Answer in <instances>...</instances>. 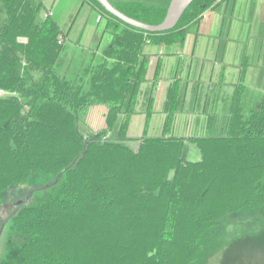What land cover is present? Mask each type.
Returning a JSON list of instances; mask_svg holds the SVG:
<instances>
[{
    "label": "trees",
    "instance_id": "1",
    "mask_svg": "<svg viewBox=\"0 0 264 264\" xmlns=\"http://www.w3.org/2000/svg\"><path fill=\"white\" fill-rule=\"evenodd\" d=\"M84 1L99 12L89 48L68 39L45 0H0V200L37 171L65 181L61 196L16 206L9 221L25 241L0 264H198L202 240L224 218L246 207L264 218V76L247 83L246 58L230 90L215 84L203 92L199 84L204 123L187 135L173 130L187 105L186 83L177 78L163 104L162 133L127 132L149 80L147 44L184 43L203 13L221 5L231 6L218 33L227 40L234 0H193L161 32ZM109 1L160 24L172 0ZM156 80L144 101L146 128ZM92 106L107 109V124L85 132ZM187 143L199 159L187 157Z\"/></svg>",
    "mask_w": 264,
    "mask_h": 264
},
{
    "label": "crops",
    "instance_id": "2",
    "mask_svg": "<svg viewBox=\"0 0 264 264\" xmlns=\"http://www.w3.org/2000/svg\"><path fill=\"white\" fill-rule=\"evenodd\" d=\"M231 5L234 8L231 12L232 22L227 32V40H225V36L220 37L218 33L223 22L222 18L229 15L228 11L230 12L231 6L226 9V5H221L217 10L208 9L203 13L201 21L190 28V33L187 34L184 43L172 45L169 49L147 44L144 51L149 55V67L146 75L149 80L141 87L138 109L130 120L127 132L129 137H141L144 132L149 136L162 133L165 118L163 104L167 99L170 85L177 78H182V83H186L187 105L184 111L178 112L175 117L173 130L176 135H185L192 133L195 129H202L204 107L195 102L198 99L196 95L199 84L203 87V92L215 84L221 86L224 91L230 90L231 85L239 78L240 66L246 58L249 62L245 70L247 83L255 86L259 83V76L256 77L254 74L259 68L262 70L261 65L264 63L261 57L264 56V49L259 46L261 42H264L262 39L264 34V0H234ZM82 7L86 8L85 14L91 15L94 20L88 29L86 24L80 25L82 26L78 29L80 34H77V37L73 39L70 37V33L75 21L67 29L61 26L64 30L69 31L68 39L71 42L90 46L95 40L94 34L98 27L99 12L84 0H81L80 8ZM82 39L87 42L83 43ZM155 75L157 80L154 82L153 111L146 128L144 101ZM95 110H99L102 118L106 116L107 110L103 106H94L88 114L86 124L92 129L100 130L106 125L103 120L96 124L93 122L95 121L93 116ZM197 115H200L201 122L195 124L196 120L194 119ZM117 128L112 131V134L116 133ZM191 145V148L194 146L197 149L195 144ZM197 152L198 155L194 159L200 158L199 149Z\"/></svg>",
    "mask_w": 264,
    "mask_h": 264
},
{
    "label": "rangeland",
    "instance_id": "3",
    "mask_svg": "<svg viewBox=\"0 0 264 264\" xmlns=\"http://www.w3.org/2000/svg\"><path fill=\"white\" fill-rule=\"evenodd\" d=\"M45 4L51 8L54 17L64 29H67L75 21L70 33V37L73 39L77 37V34H80V30H78L79 27H82L80 25L86 24L88 29L90 24L94 23L93 17L85 14L86 8H80L81 0H45ZM97 28L94 38L99 35ZM95 41L96 38L90 45H93ZM106 41L107 35L104 36L102 43L105 44ZM82 42L87 41L82 39ZM84 47L89 48L90 46ZM261 57L264 60V56ZM262 74L263 70L260 68L254 74L256 77L259 76V82L262 80ZM1 94H3L2 91H0ZM104 109L106 108L104 107ZM93 112L95 124L102 120L106 122V116L102 118L99 110ZM83 130L86 132L95 129L87 124L83 126ZM128 143L132 148H135L138 145V140L133 139ZM190 146H192L190 143L186 144V154L189 159L194 160L198 152L194 146L192 148ZM64 182L63 176H51L37 171L24 184L10 187L1 196L0 261L9 260L13 255H16L25 241L24 237L11 226L10 221H6L16 206L25 200L27 206L35 207L44 201L59 197L62 195L61 190ZM197 262L198 264H264V218L248 207L227 216L221 225L206 233L202 240V250Z\"/></svg>",
    "mask_w": 264,
    "mask_h": 264
},
{
    "label": "water",
    "instance_id": "4",
    "mask_svg": "<svg viewBox=\"0 0 264 264\" xmlns=\"http://www.w3.org/2000/svg\"><path fill=\"white\" fill-rule=\"evenodd\" d=\"M105 9H107L110 13H112L117 18L119 17L125 23L129 25H134L138 28H141L145 31H153V32H161L165 30H170L175 27V25L179 22L178 20L183 15V13L187 10L189 4L193 0H172L169 9L161 21L160 24H150L141 22L135 18H131L123 13L120 9H116L109 0H97ZM25 200L20 202L19 205H23ZM19 208V207H18ZM16 213V210L6 219L9 220L10 217Z\"/></svg>",
    "mask_w": 264,
    "mask_h": 264
},
{
    "label": "built area",
    "instance_id": "5",
    "mask_svg": "<svg viewBox=\"0 0 264 264\" xmlns=\"http://www.w3.org/2000/svg\"><path fill=\"white\" fill-rule=\"evenodd\" d=\"M50 14H52V12Z\"/></svg>",
    "mask_w": 264,
    "mask_h": 264
}]
</instances>
